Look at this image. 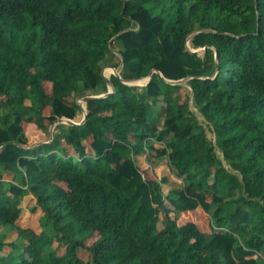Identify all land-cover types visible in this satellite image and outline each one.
<instances>
[{"label":"trees","instance_id":"obj_1","mask_svg":"<svg viewBox=\"0 0 264 264\" xmlns=\"http://www.w3.org/2000/svg\"><path fill=\"white\" fill-rule=\"evenodd\" d=\"M6 144L0 264H264V0H0Z\"/></svg>","mask_w":264,"mask_h":264},{"label":"rangeland","instance_id":"obj_2","mask_svg":"<svg viewBox=\"0 0 264 264\" xmlns=\"http://www.w3.org/2000/svg\"><path fill=\"white\" fill-rule=\"evenodd\" d=\"M187 49L189 51H197L199 54L202 53L201 49H197L194 50L190 47V43L187 42ZM108 73H106V71H108ZM119 70H115V69H110V68H105L102 71V74L105 76L106 79H108L111 75L114 74H118ZM182 83H185V81H183ZM132 83H130L129 85H131ZM145 84V83H144ZM142 84H135L134 86H143ZM187 88V87H185ZM45 89L48 92L49 89L47 88L46 84H45ZM188 89V88H187ZM181 94L182 97H184L186 95V89H182L181 90ZM78 103L81 105V107L85 108V103L82 102V100H78ZM49 108H45L44 110V115H48V110ZM194 113L198 116V118L200 120H202V118L198 115V113L196 112V110H194ZM82 119V115L77 117V119L74 120V122L79 123ZM43 124L46 125L47 122L43 121ZM24 129H25V133L28 139V144L29 145H36L39 143H43L45 141H47V139H49V132L52 133V126L48 127V131L47 133L42 132L38 126H37V120H31V121H25L23 123ZM209 139H213L212 135L208 134L207 136ZM137 164L139 165V167L143 168L145 167L143 165L142 162V158L138 159ZM142 170V168H140ZM162 173H165L166 175H170V171L168 169V167H163V170H159L157 171L156 175L159 178L161 176ZM179 181V180H178ZM180 182V181H179ZM163 191H166V187H163ZM34 206V199L31 196H26L22 199L21 201V217L18 221V225L22 226V227H28L33 229L35 232H38L40 230L39 228V217L41 215L40 210H38L36 208L35 211H31L32 207ZM185 219H189L192 220L196 223L197 227L202 231L205 232L206 230L210 229V219L208 217L207 214H205L202 210L198 209L197 212H195L194 214H186L183 216V220ZM15 239V233L14 232H9L8 236H7V242H10L12 240ZM97 239V234L93 233L92 236L88 239H86L84 241L85 246H90L95 240ZM55 244H53L51 247H49L48 249L52 250L54 248ZM77 255L79 258L88 261L89 257L87 252L84 249H80L77 252Z\"/></svg>","mask_w":264,"mask_h":264},{"label":"water","instance_id":"obj_3","mask_svg":"<svg viewBox=\"0 0 264 264\" xmlns=\"http://www.w3.org/2000/svg\"><path fill=\"white\" fill-rule=\"evenodd\" d=\"M205 51V48H203L202 49V52H204ZM192 53H197V51H191ZM151 74H152V72H150L149 74H148V76L146 77V79H147V81H146V83L149 81V79H150V76H151ZM115 76H118L117 74H114ZM102 76L105 78V76L102 74ZM106 79V78H105ZM107 80V79H106ZM184 80H180V81H177V82H171L172 84H180L181 82H183ZM145 83V84H146ZM128 84V83H127ZM144 84V85H145ZM143 85V86H144ZM131 86H134V85H131ZM112 93V89L110 90V91H108L107 92V94L106 95H101V96H90V97H86V98H84V99H82V102L83 103H85L87 100H90V99H98V98H102V97H105V96H107V95H109V94H111ZM82 110H83V115H82V119H81V121L79 122V123H76V122H73V121H69V120H65V119H61V122L62 123H66V124H68V125H75V126H78V125H81L83 122H84V120H85V109H84V107H82ZM55 124H57V122L55 123ZM54 124V125H55ZM54 125L52 126V129H53V127H54ZM49 134V140H51V138H52V133L51 132H49L48 133ZM6 146H8V144H6V145H3V146H1L0 147V151L1 150H3Z\"/></svg>","mask_w":264,"mask_h":264},{"label":"bare ground","instance_id":"obj_4","mask_svg":"<svg viewBox=\"0 0 264 264\" xmlns=\"http://www.w3.org/2000/svg\"><path fill=\"white\" fill-rule=\"evenodd\" d=\"M109 72V70L108 71H106V73H108ZM146 81H147V79L145 78V79H140V80H137V81H132V82H127L128 84H130V83H132L131 85H135V84H144V83H146Z\"/></svg>","mask_w":264,"mask_h":264},{"label":"crops","instance_id":"obj_5","mask_svg":"<svg viewBox=\"0 0 264 264\" xmlns=\"http://www.w3.org/2000/svg\"><path fill=\"white\" fill-rule=\"evenodd\" d=\"M167 165H166V160L164 159L163 161H162V163H161V165L157 168V169H155V173H157V171H159V170H163V167H166ZM186 214H189V213H186ZM185 214V215H186ZM190 214H192V213H190Z\"/></svg>","mask_w":264,"mask_h":264}]
</instances>
